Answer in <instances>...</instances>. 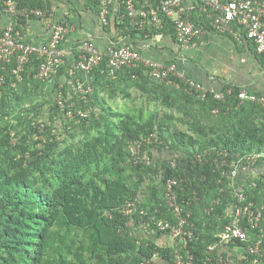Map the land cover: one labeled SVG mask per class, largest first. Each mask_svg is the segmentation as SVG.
Here are the masks:
<instances>
[{
    "label": "trees",
    "instance_id": "obj_1",
    "mask_svg": "<svg viewBox=\"0 0 264 264\" xmlns=\"http://www.w3.org/2000/svg\"><path fill=\"white\" fill-rule=\"evenodd\" d=\"M152 1L158 3V0ZM17 2L22 7L46 10L40 1ZM119 3L117 27L134 36L141 33L126 5L121 0ZM194 16L195 21L208 24L206 16L199 12ZM27 20L30 19L16 18V28L21 31L20 24ZM162 21V27L153 24V31H174L176 37L174 20L162 14ZM149 29L147 26L145 31ZM73 60L61 66L57 81L64 72L73 86L77 77L85 82V87L89 84L91 90L82 93L74 86L73 98L67 100L66 89L58 85L66 103L61 106L56 102L54 107L63 110L65 118L81 120L80 136L71 133L72 141L65 143L68 140L60 137L61 132L52 131L55 117L51 116V124L39 121L32 128L40 136L33 144L22 138L13 145L8 134L0 138V264H141L155 252L173 264L174 248L160 246L155 241L159 234H130V217L121 212L122 206L136 197L146 176L160 167L164 170L165 182L173 176L182 179L184 189H178L180 194L198 196L192 207L196 238L186 242V248L194 254L197 264H203L208 245L229 221L227 205L234 200L230 179L223 175L228 168L223 161L232 164L236 155L264 149V104L242 99L241 88L227 84L219 91L222 98H217L213 91L202 98L197 91H189L178 76L172 75V79L180 87L152 80L144 65L124 66L111 75L107 59L88 74L77 69L70 74ZM41 61L33 55L19 74L14 71L18 67L15 57L0 67V75H4L0 104L6 102L18 84L41 80L37 77ZM134 88L161 93L164 103L170 106L179 98L182 108L194 106L204 117L216 111L219 119L210 127L196 116L189 122L199 135L196 137L173 124L166 126L153 112L141 123L128 112L113 110L104 96L107 92L109 99L130 98ZM68 110H72V117L67 116ZM80 110L85 115H80ZM98 110L103 112L97 115ZM154 133L157 138L152 136ZM142 137L146 140L142 141L141 151L148 143L152 148L169 147L174 154L170 160L175 164L164 158V154L154 165L136 163L130 145ZM159 139L163 142L158 143ZM126 161L136 176L133 186L127 183ZM253 179L257 182L256 188L252 185ZM246 180L243 183L246 192L255 203L264 205V175ZM217 198H221L220 203L208 212L207 208ZM160 201L165 203L164 199ZM260 232L259 228L250 230L251 238ZM247 245V242L239 244L245 258L238 264H253L254 256L247 251ZM179 247L185 252L184 245ZM260 259L264 264V257Z\"/></svg>",
    "mask_w": 264,
    "mask_h": 264
},
{
    "label": "built area",
    "instance_id": "obj_2",
    "mask_svg": "<svg viewBox=\"0 0 264 264\" xmlns=\"http://www.w3.org/2000/svg\"><path fill=\"white\" fill-rule=\"evenodd\" d=\"M121 1L126 5L130 18L138 28L143 27L148 22L157 27H162V14L173 18L176 37L182 47L188 48L194 45L195 38L206 30V23L197 22L189 15V12H199V14L206 16L208 25L219 33H229L239 37L240 33L238 34L239 31L235 27L238 26L243 29L245 36L253 42L257 52L264 54V0H191L190 3L188 0H158L156 4L152 0ZM113 5L114 0H99V16L104 25L109 24ZM0 14L8 16V22L0 32V67L11 62L15 57L18 67L14 71L19 74L31 57L36 55L42 59L37 77L45 80L56 76L60 72L61 66L66 63L62 51V42L69 32V27L66 24H54L48 40L37 44L25 39L23 33L16 28L15 19L19 17L36 18L47 22L46 10L40 7H22L17 0H0ZM106 59L111 75L124 66L144 65L148 68V74L154 81L166 82L180 87L181 85L172 79L173 75L183 80L189 91H197L202 98H205L209 91H213L178 71L175 62L164 64L150 60L131 45H110L106 49H102L92 40L84 41L78 46L77 58L72 62L73 67L69 68L70 74H74L75 69L88 74L96 65ZM3 82L4 75L1 74L0 86ZM84 83L83 80L76 77L74 86L82 93H87L91 90V86L88 84L85 87ZM228 91L230 92V90ZM215 96L222 98L223 94L216 92ZM239 96L242 99L248 98L264 104V96L252 95L246 91H241ZM60 103L61 106L65 105L61 100ZM79 113L85 115L82 110ZM67 116H73L72 110L67 111ZM144 140L146 138L142 137L140 140L131 142L130 150L136 157V163L150 164V158L140 156L141 144ZM224 155L226 154L224 153ZM261 158H264V149L261 152L236 155L232 164L226 160L223 161L228 166L223 171V175L230 179L234 200L227 205L226 214L229 216V221L223 230L216 234V240L208 245V255L203 264H234L231 254H224L221 249L230 244L239 246L242 242L248 243L246 249L254 256L252 263L261 264L260 258L264 257V233H261L264 231L262 227L264 205L255 203L246 192L244 184L238 183L237 187L234 186L240 175L244 172L253 171ZM171 163L175 164V161L172 160ZM181 182L182 179L176 176L166 180L164 186L165 203L161 207L157 206L154 210L146 209L137 200V196L122 206V214L130 217L128 221L130 234L142 233L144 235V233H150L157 235L161 233L181 240L185 248L186 242L196 238L195 223L192 221V207L194 202L199 199L196 193L192 196L180 194L178 189L181 191L184 189ZM252 182L253 187L256 188V180L253 179ZM221 191H223L222 188ZM220 200L221 198L213 200L207 211L211 212L214 205L219 204ZM161 214L163 216H160ZM135 215L139 218L136 219ZM220 216L222 217L223 214ZM257 228L261 232L254 235L252 239L250 230ZM173 248V264H197L190 249L186 248L183 252L182 247L173 246ZM141 264L170 263L161 258L158 252H155L151 258L143 259Z\"/></svg>",
    "mask_w": 264,
    "mask_h": 264
},
{
    "label": "crops",
    "instance_id": "obj_3",
    "mask_svg": "<svg viewBox=\"0 0 264 264\" xmlns=\"http://www.w3.org/2000/svg\"><path fill=\"white\" fill-rule=\"evenodd\" d=\"M40 1L48 14L47 22L30 19L20 24L21 32L27 41L37 44L46 42L54 24H66L69 32L62 42V51L66 61L77 58L78 46L92 40L100 48L110 45H131L144 57L164 64L175 62L178 71L202 83L210 90L221 91L225 84L240 87L252 95L264 96V55L257 52L253 42L243 29L236 26L238 34L219 33L208 24L206 30L195 38V44L185 48L174 36V31L160 33L153 31L154 25L146 23L135 36L117 27L120 3L114 0L110 12L111 22L104 25L99 16L97 0H33ZM190 3L191 0H188ZM194 13L189 12L192 19ZM173 19V18H172ZM8 16L0 14V32L5 28ZM207 23V22H206ZM149 26V31L145 28ZM66 76V75H65ZM264 175V160L251 172H244L237 180L245 183L250 177ZM165 241L171 236L163 235ZM221 251L230 253L234 264L243 261L240 246L230 244ZM242 263V262H241Z\"/></svg>",
    "mask_w": 264,
    "mask_h": 264
},
{
    "label": "rangeland",
    "instance_id": "obj_4",
    "mask_svg": "<svg viewBox=\"0 0 264 264\" xmlns=\"http://www.w3.org/2000/svg\"><path fill=\"white\" fill-rule=\"evenodd\" d=\"M58 85L66 89L65 99L69 100L73 98V93L76 90L71 81L66 79L64 72L60 75L59 81L54 76L47 80L32 79L26 85L18 84L8 96L6 102L0 104V138H4L8 134L13 145H16L18 141L20 142L22 138L26 139L28 143L33 144L34 140H37L40 136L35 131H32V128L39 121L51 124V116L55 117L54 129L52 131L54 133L61 132L60 137L68 140L65 143L72 141L73 136L71 133H76L80 136L79 132L82 130L81 120L65 118L63 110H57L54 107L56 102H59L61 105L60 100L64 104L66 103L63 100L64 95L61 89L57 87ZM172 95L177 96L176 93ZM104 96L108 99V104L113 110L128 112L141 123L146 121L153 112L156 113L158 119L165 123L166 126L167 124H173L178 129L188 131L196 137H199V135L191 129V124L189 123L194 121L196 116H200L199 119L203 120V123L210 127L215 125L219 119V113L216 111H212L207 117H204L199 114V111L194 106H188L186 109L182 108V102L179 98L174 101L176 105L170 106L164 103V97L161 93L153 91L144 92L140 88H134L130 98L118 96L114 99H109L107 92ZM100 111L103 112V110H98L97 115ZM60 116H63L65 119H60ZM32 120H34L33 123ZM31 123L32 125L30 126ZM156 134L154 133L153 136L157 138ZM157 142L162 143L163 141L159 139ZM150 145V143L147 144L146 148L140 152V156L142 158L144 156L150 158L152 165L156 163L158 158H162L161 154H164V158H168V160L174 157L173 150L169 147L158 149L152 148ZM124 166L127 171L125 174L127 183L133 186V180L136 177L134 170L130 169V164L127 161L124 162ZM163 171V168L160 167L158 171L150 172L146 176L145 182L137 190V200L148 210H154L157 204H160V206L163 204L160 201L164 199V186L166 184L163 179ZM238 185L236 181L234 186L237 187ZM162 237L164 236L159 233L155 238V241L160 246L179 247L184 245L181 240L172 238L166 242Z\"/></svg>",
    "mask_w": 264,
    "mask_h": 264
}]
</instances>
